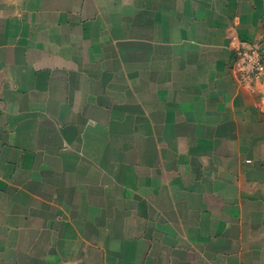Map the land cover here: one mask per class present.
I'll return each mask as SVG.
<instances>
[{
  "label": "crops",
  "instance_id": "obj_1",
  "mask_svg": "<svg viewBox=\"0 0 264 264\" xmlns=\"http://www.w3.org/2000/svg\"><path fill=\"white\" fill-rule=\"evenodd\" d=\"M262 38L264 0H0V264H264Z\"/></svg>",
  "mask_w": 264,
  "mask_h": 264
},
{
  "label": "built area",
  "instance_id": "obj_2",
  "mask_svg": "<svg viewBox=\"0 0 264 264\" xmlns=\"http://www.w3.org/2000/svg\"><path fill=\"white\" fill-rule=\"evenodd\" d=\"M233 71L244 86L264 79V38L242 41L235 46Z\"/></svg>",
  "mask_w": 264,
  "mask_h": 264
},
{
  "label": "rangeland",
  "instance_id": "obj_3",
  "mask_svg": "<svg viewBox=\"0 0 264 264\" xmlns=\"http://www.w3.org/2000/svg\"><path fill=\"white\" fill-rule=\"evenodd\" d=\"M91 263H94V262H91ZM71 264V263H70ZM75 264H81V263H75Z\"/></svg>",
  "mask_w": 264,
  "mask_h": 264
}]
</instances>
